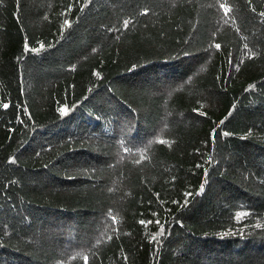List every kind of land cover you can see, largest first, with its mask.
Returning <instances> with one entry per match:
<instances>
[{"label": "trees", "instance_id": "1", "mask_svg": "<svg viewBox=\"0 0 264 264\" xmlns=\"http://www.w3.org/2000/svg\"><path fill=\"white\" fill-rule=\"evenodd\" d=\"M0 264H264V0H0Z\"/></svg>", "mask_w": 264, "mask_h": 264}, {"label": "snow or ice", "instance_id": "2", "mask_svg": "<svg viewBox=\"0 0 264 264\" xmlns=\"http://www.w3.org/2000/svg\"><path fill=\"white\" fill-rule=\"evenodd\" d=\"M65 23H67V21H66ZM25 47L27 48L28 45H25ZM43 47H44V45L42 44V45H41V48H43ZM216 47L219 48L220 45L217 44ZM30 50H31L32 52H37V51H38V49H36V48H31ZM3 107L7 108L8 105H7V104H4ZM60 111L63 112V113H67L68 109H67V108H61ZM224 135H228V133L225 132ZM203 187H204V186L201 185V191H203ZM189 195H190V194H189ZM140 223H141V224H144L145 221L141 220Z\"/></svg>", "mask_w": 264, "mask_h": 264}]
</instances>
